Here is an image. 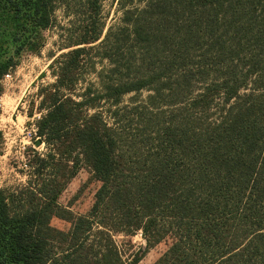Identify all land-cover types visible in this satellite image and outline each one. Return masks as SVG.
<instances>
[{"label":"trees","instance_id":"trees-1","mask_svg":"<svg viewBox=\"0 0 264 264\" xmlns=\"http://www.w3.org/2000/svg\"><path fill=\"white\" fill-rule=\"evenodd\" d=\"M103 2L0 0V79L73 18L37 92L47 152L0 190V264H126L114 236L136 233L129 264L162 242L153 264H264V0H117L110 26ZM82 167L99 187L75 215L59 198Z\"/></svg>","mask_w":264,"mask_h":264},{"label":"rangeland","instance_id":"rangeland-1","mask_svg":"<svg viewBox=\"0 0 264 264\" xmlns=\"http://www.w3.org/2000/svg\"><path fill=\"white\" fill-rule=\"evenodd\" d=\"M121 16L117 0H104L102 20L106 26L118 23ZM71 16H65L63 7L54 12L53 25L43 32L44 46L37 54H24L14 68L9 70L11 77L3 80L0 94V190L11 192L26 185L32 173L27 164L28 148L39 154L47 152L44 144L35 146V122L40 117L38 110L40 98L38 90L55 80L48 65L66 50H61L67 43L69 34L65 30L71 26ZM100 69V65L96 66ZM43 74V75H41ZM86 82H96L94 74H85ZM82 86V85H81ZM146 95L143 92L142 97ZM129 96L125 97V101ZM32 112V117L28 113ZM99 183L90 171L82 167L72 178L59 198V204L75 215H84L90 209ZM55 228L67 230L69 224L52 219ZM120 256L129 264L132 255L140 253L145 247V240L140 233L134 235L118 234L114 236ZM168 243L162 242L150 248L137 264H153L167 249Z\"/></svg>","mask_w":264,"mask_h":264},{"label":"built area","instance_id":"built-area-1","mask_svg":"<svg viewBox=\"0 0 264 264\" xmlns=\"http://www.w3.org/2000/svg\"><path fill=\"white\" fill-rule=\"evenodd\" d=\"M11 77V74H10V72L8 71L6 74H4L3 75V77L0 79V83L3 81V80H6V79H8V78H10Z\"/></svg>","mask_w":264,"mask_h":264},{"label":"water","instance_id":"water-1","mask_svg":"<svg viewBox=\"0 0 264 264\" xmlns=\"http://www.w3.org/2000/svg\"><path fill=\"white\" fill-rule=\"evenodd\" d=\"M35 146H39L40 145V141L39 140H36L35 143H34Z\"/></svg>","mask_w":264,"mask_h":264}]
</instances>
